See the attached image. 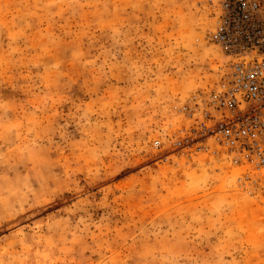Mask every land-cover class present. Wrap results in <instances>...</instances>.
Here are the masks:
<instances>
[{
	"label": "rangeland",
	"instance_id": "rangeland-1",
	"mask_svg": "<svg viewBox=\"0 0 264 264\" xmlns=\"http://www.w3.org/2000/svg\"><path fill=\"white\" fill-rule=\"evenodd\" d=\"M206 0H0V264H264V193L156 162L212 79Z\"/></svg>",
	"mask_w": 264,
	"mask_h": 264
},
{
	"label": "built area",
	"instance_id": "built-area-1",
	"mask_svg": "<svg viewBox=\"0 0 264 264\" xmlns=\"http://www.w3.org/2000/svg\"><path fill=\"white\" fill-rule=\"evenodd\" d=\"M212 79L171 106L178 119L149 140L156 162H223L236 188L264 193V0H206Z\"/></svg>",
	"mask_w": 264,
	"mask_h": 264
}]
</instances>
